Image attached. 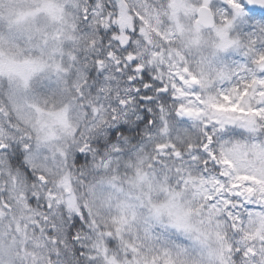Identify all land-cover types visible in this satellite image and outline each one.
I'll use <instances>...</instances> for the list:
<instances>
[{"label": "snow or ice", "instance_id": "6c2138e0", "mask_svg": "<svg viewBox=\"0 0 264 264\" xmlns=\"http://www.w3.org/2000/svg\"><path fill=\"white\" fill-rule=\"evenodd\" d=\"M0 264H264V0H0Z\"/></svg>", "mask_w": 264, "mask_h": 264}]
</instances>
